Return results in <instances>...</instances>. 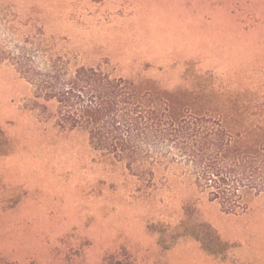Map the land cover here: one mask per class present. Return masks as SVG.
Wrapping results in <instances>:
<instances>
[{"label": "rangeland", "instance_id": "rangeland-1", "mask_svg": "<svg viewBox=\"0 0 264 264\" xmlns=\"http://www.w3.org/2000/svg\"><path fill=\"white\" fill-rule=\"evenodd\" d=\"M5 4L12 42L29 36L72 70L98 66L167 89L210 72L246 104L264 100V0ZM56 108L0 60V264H264V196L225 212L172 161L155 165L148 186L85 129H61ZM184 220L210 223L228 252L205 250Z\"/></svg>", "mask_w": 264, "mask_h": 264}, {"label": "trees", "instance_id": "trees-1", "mask_svg": "<svg viewBox=\"0 0 264 264\" xmlns=\"http://www.w3.org/2000/svg\"><path fill=\"white\" fill-rule=\"evenodd\" d=\"M7 7L0 0V33H7L0 34V60L16 66L36 99L56 102L61 129H85L94 149L124 161L148 186L155 165H184L228 213L244 212L253 198L264 196V100L246 104L217 88L210 72L189 74L193 88L167 89L153 79L113 76L98 66L72 70L64 55L29 36L12 42ZM182 225L211 254L230 249L210 223Z\"/></svg>", "mask_w": 264, "mask_h": 264}]
</instances>
